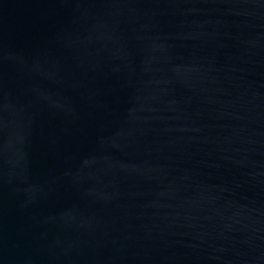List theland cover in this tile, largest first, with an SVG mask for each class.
<instances>
[{"label":"water","instance_id":"1","mask_svg":"<svg viewBox=\"0 0 264 264\" xmlns=\"http://www.w3.org/2000/svg\"><path fill=\"white\" fill-rule=\"evenodd\" d=\"M0 264H264V0H0Z\"/></svg>","mask_w":264,"mask_h":264}]
</instances>
